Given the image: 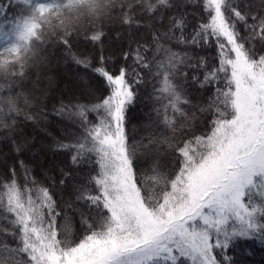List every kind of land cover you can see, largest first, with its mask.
Wrapping results in <instances>:
<instances>
[{
  "label": "trees",
  "instance_id": "trees-1",
  "mask_svg": "<svg viewBox=\"0 0 264 264\" xmlns=\"http://www.w3.org/2000/svg\"><path fill=\"white\" fill-rule=\"evenodd\" d=\"M236 65L264 71V0H0V264L115 231V164L158 208L171 186L145 150L165 152L168 177L204 158L236 117ZM251 183L242 207L191 224L206 253L172 238L140 264H264V178Z\"/></svg>",
  "mask_w": 264,
  "mask_h": 264
},
{
  "label": "rangeland",
  "instance_id": "rangeland-1",
  "mask_svg": "<svg viewBox=\"0 0 264 264\" xmlns=\"http://www.w3.org/2000/svg\"><path fill=\"white\" fill-rule=\"evenodd\" d=\"M234 78L236 117L213 134L204 158L177 177H168L165 152L155 153V146L145 150L146 165L159 171L160 183L171 186L158 208L147 207L133 177L123 173V164H115L103 177L117 219L115 231L64 254L46 244L38 254L40 264H140L156 256L159 245L172 238L185 253H206L207 239L191 224L205 211L242 207L245 187L254 177L264 178V71L250 70L248 75V67L244 71L236 65ZM107 152L116 155L109 147Z\"/></svg>",
  "mask_w": 264,
  "mask_h": 264
}]
</instances>
